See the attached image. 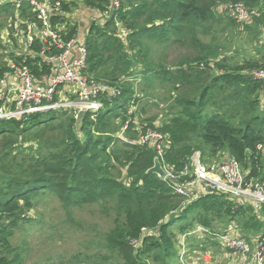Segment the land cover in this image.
Returning a JSON list of instances; mask_svg holds the SVG:
<instances>
[{
  "label": "trees",
  "instance_id": "trees-1",
  "mask_svg": "<svg viewBox=\"0 0 264 264\" xmlns=\"http://www.w3.org/2000/svg\"><path fill=\"white\" fill-rule=\"evenodd\" d=\"M44 1L60 4L50 21L53 27L66 24L63 41L78 33L77 25L68 24L73 7L102 12V20L92 21L84 34L85 73L114 88L116 95L101 91L103 106L77 118L67 109L0 118V264H19V249L11 238L28 220L35 198L46 193L65 207L111 202L113 225L103 241L107 253H99L96 264H150L148 258L167 264L177 253L176 231L189 233L201 226L215 232L214 221L222 228L234 223L246 238L263 237L259 215L264 205L256 209L217 192L188 200L173 189L174 181L191 179L181 172L196 151L203 161L223 150L247 178L264 180V81L254 75L264 67V54L259 61L229 63L217 58L197 29L218 3L254 9L261 0H118L112 9L109 0ZM37 15L25 2L14 8L11 25L20 19L23 29L28 23L40 28ZM174 43L188 46L191 54L173 67L154 60L156 45L162 49ZM41 44L35 36L30 51L39 52ZM33 52L24 54L25 63L35 75L48 73L49 66ZM10 58L21 60L13 52ZM6 70L0 67V78ZM132 79L152 88L170 86L172 103L159 124L150 119L143 125L135 119L136 111L128 113L129 105L141 101ZM150 130L167 137L160 154L138 141L139 134ZM155 158L176 176L174 181L148 172Z\"/></svg>",
  "mask_w": 264,
  "mask_h": 264
},
{
  "label": "rangeland",
  "instance_id": "rangeland-1",
  "mask_svg": "<svg viewBox=\"0 0 264 264\" xmlns=\"http://www.w3.org/2000/svg\"><path fill=\"white\" fill-rule=\"evenodd\" d=\"M74 1L81 3V0ZM4 4L9 12H3L0 8V67H6L11 62L10 53L23 54L28 41L33 39L34 34H37L36 30L29 28L25 33L19 25L22 21L20 19L15 20L11 25V14L15 7L0 0V6ZM254 9L256 15L249 14L237 22L231 20V17L226 14L222 3L214 5L208 19L202 21L197 27L199 37L210 44L217 58L225 57L229 63L242 62L245 59L262 60L264 0H261ZM68 15V24L78 26L79 37H84L92 21H101L103 18L102 12L86 7H73ZM154 51V60H162L169 67H173L174 64L191 54L188 46L179 43L165 46L162 49L156 45ZM13 79L10 77L9 83ZM132 81L141 101L137 106L129 105L128 113L136 111L135 119L143 125H147L150 119H154V124H159L166 118L172 103L173 93H170V86L156 84L152 88L141 83L139 79H132ZM116 122L118 123L119 120H115ZM262 153L264 155V148ZM227 155L225 151L219 150L212 155L203 156V163L215 167L225 160ZM121 179L126 181L124 176H121ZM35 202V207L28 212V220L20 223L11 238L12 245L19 249V264H96L99 253H107L103 241L105 233L113 225L114 209L111 202L65 207L61 200L52 193L35 198ZM259 218L264 220V213L261 212ZM221 224L220 221H214L216 231L223 230ZM189 238H191V243L196 239L195 237ZM203 243L196 241V245L199 246ZM176 248L178 250V247ZM200 255L203 257L198 258L197 256ZM146 260L150 264H161L153 262L151 258ZM119 262L120 260L116 261V263ZM184 262L185 264H239L240 260L230 257V251L212 245L210 249L191 252ZM167 264L183 263L179 261L178 256H174L168 260Z\"/></svg>",
  "mask_w": 264,
  "mask_h": 264
},
{
  "label": "built area",
  "instance_id": "built-area-1",
  "mask_svg": "<svg viewBox=\"0 0 264 264\" xmlns=\"http://www.w3.org/2000/svg\"><path fill=\"white\" fill-rule=\"evenodd\" d=\"M5 1L15 7L25 2L33 5L38 12L37 17L41 20V27L38 28L34 23L26 25V29H23L25 33L29 28L36 30L37 34L28 41L23 54H17L21 56L20 62L10 60L6 66L7 70L0 78V118H21L27 113L47 109H67L77 118L84 110L96 111L103 106L99 99L101 91H106L108 96L116 95L114 88L107 87L86 75L85 38L79 37L77 33L72 39L63 41L61 32L66 30V24L52 26L50 16L60 10L59 2L50 4L48 1L39 3L38 0H4V3ZM109 2L111 9L118 5V0ZM222 6L226 14L237 22L249 14L256 15L255 9H249L243 3H224ZM19 25L21 27L20 23ZM117 33L122 35L120 28ZM35 36L42 43L37 53L29 49ZM26 52H33L31 54L33 56H41L42 61L49 66V72L35 75L25 63ZM254 75L264 81V67L255 71ZM10 77L14 78L11 83L8 81ZM138 141L155 148L159 154L167 145L166 135L154 130L140 135ZM161 168L162 176L174 181L176 176L166 167ZM181 173L190 175L191 179L184 183L174 181L173 189L187 199L217 192L235 199L238 204L252 205L256 209L264 205V180L247 178L246 171L228 155L225 160L213 167L205 165L200 152L196 151L190 156ZM195 230L211 237L214 240L212 244L217 241L223 249L230 251V257L239 259V264H264V236L258 235L247 239L236 228L225 232H211L207 228L196 226ZM132 244L139 245L138 241H132ZM177 245L180 248V260L185 264L184 261L190 254L187 256L185 253L184 241ZM210 246H206V249H210ZM197 257L202 258L203 255Z\"/></svg>",
  "mask_w": 264,
  "mask_h": 264
},
{
  "label": "crops",
  "instance_id": "crops-1",
  "mask_svg": "<svg viewBox=\"0 0 264 264\" xmlns=\"http://www.w3.org/2000/svg\"><path fill=\"white\" fill-rule=\"evenodd\" d=\"M189 200V199H188ZM196 228H194L193 230H195ZM221 229H223V230H221V231H218V232H225V231H227V230H233V229H235V224L234 223H230L228 226H227V228H222L221 227ZM192 230V231H193ZM191 232V231H190ZM189 237H195L196 239L194 240V242H192L191 243V241H190V239L191 238H189ZM176 238H177V240H176V245L178 244V243H180L181 241H184V243H185V253H186V255L188 256L191 252H193V251H196V249H200V250H203V249H205L206 248V246H210L211 244H212V242L214 241L211 237H209V236H205L203 233H201V231H199V232H197L196 230H195V232H193L192 234H188V233H180V232H177L176 231ZM252 237H250V238H247V239H251ZM196 241H202V242H204L202 245H196ZM213 246H217V247H221L220 245H219V243L216 241L214 244H212ZM177 247H178V245H177ZM210 247H212V246H210ZM177 249V248H176ZM179 252H180V248H178V250H177V253H176V255H175V257L176 256H178V259H179V261L181 262V260H180V257H179ZM186 259V258H185Z\"/></svg>",
  "mask_w": 264,
  "mask_h": 264
},
{
  "label": "water",
  "instance_id": "water-1",
  "mask_svg": "<svg viewBox=\"0 0 264 264\" xmlns=\"http://www.w3.org/2000/svg\"><path fill=\"white\" fill-rule=\"evenodd\" d=\"M148 172H154L160 176L163 175V169L161 168L160 161L158 158H155L154 164L151 168H149Z\"/></svg>",
  "mask_w": 264,
  "mask_h": 264
},
{
  "label": "bare ground",
  "instance_id": "bare-ground-1",
  "mask_svg": "<svg viewBox=\"0 0 264 264\" xmlns=\"http://www.w3.org/2000/svg\"><path fill=\"white\" fill-rule=\"evenodd\" d=\"M56 1V0H55Z\"/></svg>",
  "mask_w": 264,
  "mask_h": 264
}]
</instances>
